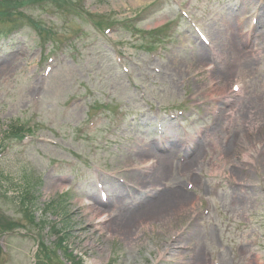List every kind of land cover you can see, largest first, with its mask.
Instances as JSON below:
<instances>
[{
	"label": "rangeland",
	"instance_id": "rangeland-1",
	"mask_svg": "<svg viewBox=\"0 0 264 264\" xmlns=\"http://www.w3.org/2000/svg\"><path fill=\"white\" fill-rule=\"evenodd\" d=\"M261 7L42 0L1 23L0 220L21 226L0 264H264V105L243 99L264 94V42L252 74L233 50ZM12 122L31 133L5 149ZM176 186L189 198L117 231Z\"/></svg>",
	"mask_w": 264,
	"mask_h": 264
},
{
	"label": "bare ground",
	"instance_id": "bare-ground-1",
	"mask_svg": "<svg viewBox=\"0 0 264 264\" xmlns=\"http://www.w3.org/2000/svg\"><path fill=\"white\" fill-rule=\"evenodd\" d=\"M254 15L256 16L255 19L256 26H252L251 25L252 21L250 19L248 20L246 16L240 15L238 17V23L242 25L246 24L247 29L244 35L237 34V38H238L236 41L237 43L233 45V50L235 54L238 55V57L242 60V64L245 66V69H247V71H249V73L251 74L253 73V71H256V67H258L259 64V58L257 56L256 49L254 48L255 45H248L247 43L249 42L248 39L250 34L254 35L256 39L258 40L260 39L262 42H264V8L263 7L259 8L257 12H254ZM254 27H256V30L254 29ZM243 36L246 39L245 42L243 41ZM224 71L227 73L228 69L226 68ZM243 99L244 102L254 100L264 105V94L262 93L261 94L246 93ZM149 148L150 147H148L147 149ZM120 195L122 196V194H117V195L114 194L113 199L115 200L116 204L118 205L124 204L125 207H127L128 202H122L120 200V198H122ZM188 198L189 197L185 198L181 195L178 186L170 189L168 192L163 191L159 195L155 194L154 200L142 206L136 213L124 217L122 219H119L120 223L116 224L117 231L122 234H127L129 232L128 229H130L129 223H132L135 219L137 222L138 220L145 217V215H147L148 213H152L154 217V215L156 214H161L162 212L167 211V203L172 205H178L183 202V199H188Z\"/></svg>",
	"mask_w": 264,
	"mask_h": 264
},
{
	"label": "trees",
	"instance_id": "trees-1",
	"mask_svg": "<svg viewBox=\"0 0 264 264\" xmlns=\"http://www.w3.org/2000/svg\"><path fill=\"white\" fill-rule=\"evenodd\" d=\"M37 1H42V0H0V21L8 20L10 22H15L18 19V15L20 13V8L27 6L28 3H36ZM21 127H16V126H11L9 127V131L11 132V136H16L19 137V133L21 131ZM34 216L31 214L30 220H33ZM3 225L2 231L7 230V229H12L14 226H16L15 223L10 222V221H5L2 222ZM37 224V223H36ZM62 239H60L57 243L58 248H63L64 251L67 253V249L62 245ZM48 248L45 246L43 243V250H47ZM54 253V251H53ZM48 260L50 259L49 257L45 256ZM49 264V262H47ZM76 264V262H74Z\"/></svg>",
	"mask_w": 264,
	"mask_h": 264
}]
</instances>
